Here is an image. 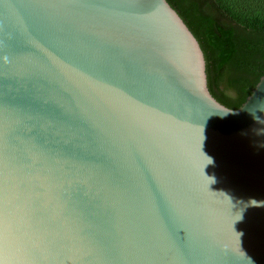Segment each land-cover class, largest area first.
I'll return each instance as SVG.
<instances>
[{
    "label": "water",
    "instance_id": "95a60500",
    "mask_svg": "<svg viewBox=\"0 0 264 264\" xmlns=\"http://www.w3.org/2000/svg\"><path fill=\"white\" fill-rule=\"evenodd\" d=\"M0 264H264V74L217 102L166 0H0Z\"/></svg>",
    "mask_w": 264,
    "mask_h": 264
},
{
    "label": "trees",
    "instance_id": "16d2710c",
    "mask_svg": "<svg viewBox=\"0 0 264 264\" xmlns=\"http://www.w3.org/2000/svg\"><path fill=\"white\" fill-rule=\"evenodd\" d=\"M166 1L199 43L212 97L241 107L264 74V0H245L244 12L226 0Z\"/></svg>",
    "mask_w": 264,
    "mask_h": 264
},
{
    "label": "rangeland",
    "instance_id": "374dc122",
    "mask_svg": "<svg viewBox=\"0 0 264 264\" xmlns=\"http://www.w3.org/2000/svg\"><path fill=\"white\" fill-rule=\"evenodd\" d=\"M229 4H234L235 8L239 11L244 12L245 8H246V3L245 0H226ZM262 5H264L263 3H260V6L262 7ZM263 10H264V6H263Z\"/></svg>",
    "mask_w": 264,
    "mask_h": 264
}]
</instances>
